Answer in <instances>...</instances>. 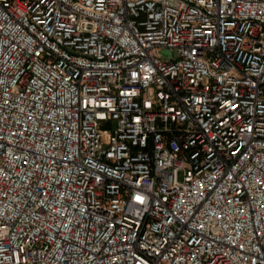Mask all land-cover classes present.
<instances>
[{"label":"built area","instance_id":"obj_1","mask_svg":"<svg viewBox=\"0 0 264 264\" xmlns=\"http://www.w3.org/2000/svg\"><path fill=\"white\" fill-rule=\"evenodd\" d=\"M0 264H264V0H0Z\"/></svg>","mask_w":264,"mask_h":264}]
</instances>
